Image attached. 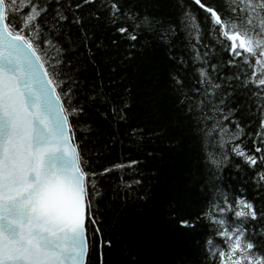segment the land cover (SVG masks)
<instances>
[{
  "label": "snow or ice",
  "instance_id": "1",
  "mask_svg": "<svg viewBox=\"0 0 264 264\" xmlns=\"http://www.w3.org/2000/svg\"><path fill=\"white\" fill-rule=\"evenodd\" d=\"M159 3L0 0V264L138 262L123 233L106 230L99 181L144 161L101 168L90 158L103 154L93 115L110 113L122 122L131 107L130 88L117 104L85 75L100 67L97 54L106 52L97 27L116 34L111 45L125 63L153 41L167 57V90L201 150L191 181L220 193L195 219L182 215L178 201L167 205L178 229L205 221L223 242L209 237L197 264H264V204L257 205L264 202V0H221L220 9L204 0H179L181 12L167 24L154 11ZM193 6L204 14L203 24ZM218 51L228 59L217 60ZM101 104L110 105L108 112L97 113ZM89 139L96 140L94 149L87 148ZM241 164L251 170L252 199L220 191L224 171H244ZM133 184L144 187L141 179L124 183L125 203L136 191Z\"/></svg>",
  "mask_w": 264,
  "mask_h": 264
},
{
  "label": "trees",
  "instance_id": "2",
  "mask_svg": "<svg viewBox=\"0 0 264 264\" xmlns=\"http://www.w3.org/2000/svg\"><path fill=\"white\" fill-rule=\"evenodd\" d=\"M204 2L222 8L221 0ZM192 10L203 24L202 11H197L195 6ZM89 11L88 8L83 9L85 14ZM154 11L163 17L166 24L176 22L181 12L179 0H160ZM207 27L204 25L205 33ZM73 33L78 34L75 29ZM115 35L108 29L96 28V37L103 41L106 52L97 54L100 67L89 68L85 75L90 85L102 88L117 104L120 97L126 95L125 89L130 88L128 100L131 107L127 110V120L122 122L112 119L110 113L98 118L93 115L92 121L99 125V131L103 134L98 138L103 154L99 157L93 154L90 158L94 164L98 161L97 166L101 168L118 163L127 165L133 160L144 162L100 179L104 193L100 204L108 207L105 213L106 230L114 229L117 233H123L125 242L131 245L132 252L138 258L137 264H197L200 249L209 237L216 244L223 245V242L213 236L205 221L200 222L195 229H178L168 215L167 205L178 201V210L182 215L195 219L206 210L207 201L218 198L220 193L215 190L204 191L203 185L191 181L201 155L200 145L177 114L174 97L167 90L169 62L163 48L153 41L143 54H137L134 60L125 63L118 58V50L111 45ZM144 42L145 37L141 36L140 43ZM122 44L126 46L127 41ZM179 45L177 41V55L180 53ZM119 51H123V47ZM110 58H115L114 62ZM216 59L226 61L227 53L216 52ZM113 67L117 68L116 72L111 71ZM188 75H193L190 61ZM109 108L107 104L98 105L97 113L108 112ZM134 129L137 130L135 133ZM252 130H255L254 126ZM157 131H163V135H154ZM85 144L88 149H94L96 140L89 139ZM244 146L248 149L252 147L247 139ZM148 151L155 155L147 157ZM236 163L240 162L233 157V164ZM241 167L245 170L238 172L233 166L224 171L220 191L229 198L243 193L252 199L254 190L249 180L251 170L242 164ZM134 179H141L144 187L133 184L136 191L125 203L123 184L132 183ZM146 193L147 200L137 199ZM219 202L222 203V200ZM262 204L264 202H257L258 207Z\"/></svg>",
  "mask_w": 264,
  "mask_h": 264
}]
</instances>
